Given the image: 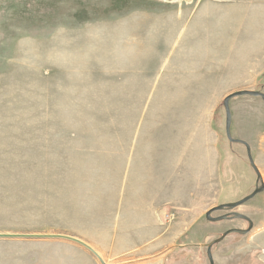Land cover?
I'll use <instances>...</instances> for the list:
<instances>
[{"label": "rangeland", "instance_id": "374dc122", "mask_svg": "<svg viewBox=\"0 0 264 264\" xmlns=\"http://www.w3.org/2000/svg\"><path fill=\"white\" fill-rule=\"evenodd\" d=\"M226 2L0 0V234L73 236L107 264H209L207 244L232 229L212 244L213 264H264V100L228 103L231 136L260 178L226 138L223 106L232 92L264 94V62L215 60ZM158 147L176 160V202L144 213L143 167ZM90 256L100 263L72 241L0 238V264Z\"/></svg>", "mask_w": 264, "mask_h": 264}, {"label": "crops", "instance_id": "0c3cea01", "mask_svg": "<svg viewBox=\"0 0 264 264\" xmlns=\"http://www.w3.org/2000/svg\"><path fill=\"white\" fill-rule=\"evenodd\" d=\"M202 1L203 0H199L200 3ZM222 5V12H228L229 15L225 17L224 20H219V22H215L216 29L219 28V31L222 32L221 34H223L224 36V39L220 40L221 43L219 44V50H217L216 52L215 60H230V57H236L233 55L243 54L248 56L245 58L239 56L241 60L248 59L251 55H253V59H259L260 62L261 60L264 62V37H259L260 34L264 33V0H250L245 5L240 6L238 0H227L226 4ZM250 12H259L260 15L252 16L249 15ZM217 17L215 12V16H212V20L215 21ZM250 21H255L259 23L257 25H252L251 27H249L247 24ZM209 22L211 21H201V37L199 44L201 45V47L204 46V48L202 49H205L206 52L207 49L205 47L207 46L208 41L205 39L203 41L202 35L203 28H206L207 30ZM251 30L258 32V35L252 37L253 39H250L246 36L249 32H251ZM203 59L213 60V57H208L206 55V58L204 57ZM228 66H230V64H227L226 66L222 65L220 68L223 69L224 67ZM259 69H264V63L260 64ZM195 75L203 76V78H205L208 74L205 73L199 75L198 72V74L196 73ZM186 76H189L188 80L191 79L189 73H187ZM190 82L189 86L191 85ZM158 150L159 151H157V153L152 156L153 165L151 166L150 164H146L143 167L146 168V170L149 169L147 171L149 175L146 174L145 180L143 182V187L145 188L143 197L148 201L147 202L142 199V204L145 205L144 213H146V210L151 212H159V208L168 209V205H174L176 202V160L173 157L174 155H171L170 147H168L166 151H162L159 147ZM155 162H158V170L152 168L155 167ZM160 189H166L168 191V194H170L168 197H164L163 201L161 200L158 194ZM161 205L162 207H159ZM141 220L153 221L155 219L152 216H142ZM90 260L91 264H101L93 260L91 256ZM102 260L107 264L104 259Z\"/></svg>", "mask_w": 264, "mask_h": 264}, {"label": "water", "instance_id": "95a60500", "mask_svg": "<svg viewBox=\"0 0 264 264\" xmlns=\"http://www.w3.org/2000/svg\"><path fill=\"white\" fill-rule=\"evenodd\" d=\"M244 94H250V95H253V96H259V97H261L264 100V94L259 92V91L239 90V91L232 92V93L228 94L223 99V106H224L225 114H226V117H225L226 118L225 119V134H226V138L230 142H238V143L243 144L246 147L247 156L249 158V162L252 165V167L254 168L255 172H257L258 177L260 178V174H259L257 168L255 167L253 159H252V157L250 155L249 145L243 140L233 138L231 136V133H230V112H229V105H228L229 99L232 98V97L239 96V95H244ZM259 190H260V188H255L250 194L244 196L243 198H241L240 200L234 202L233 204L226 203V204H221V205H218V206H215V207L211 208L210 210H208L205 213L206 218L209 219V220H212V221H216V220L221 219L222 217H211L210 214L212 212L216 211V210H219V209L234 208L236 206H239V205L245 203L246 201H248L249 199H251L253 196H255L258 193ZM237 215L239 217H242V218H244V219H246L248 221L249 227L247 228V230H245V232H248L250 230L251 226H252V221L245 215H241V214H237ZM231 231H233V230L231 229V230H228V231L224 232L222 234V236L218 240L207 244L206 251H207V255H208V259H209V264H213L212 256H211V253H210V248H211L212 244L217 242V241H220L226 234L230 233ZM0 238H58V239H64V240L72 241L74 243H77V244L85 247L86 249H88L99 260V262L101 264H105V262L102 260V258L87 243H85L84 241H82V240H80V239H78L76 237L65 235V234L35 235V234H6V233H3V234H0Z\"/></svg>", "mask_w": 264, "mask_h": 264}, {"label": "bare ground", "instance_id": "6f19581e", "mask_svg": "<svg viewBox=\"0 0 264 264\" xmlns=\"http://www.w3.org/2000/svg\"><path fill=\"white\" fill-rule=\"evenodd\" d=\"M106 264V263H105Z\"/></svg>", "mask_w": 264, "mask_h": 264}]
</instances>
